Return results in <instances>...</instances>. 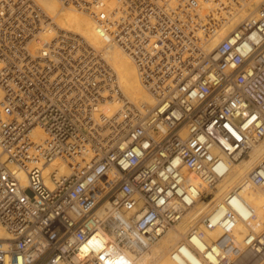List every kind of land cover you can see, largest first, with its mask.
<instances>
[{
    "label": "built area",
    "instance_id": "obj_1",
    "mask_svg": "<svg viewBox=\"0 0 264 264\" xmlns=\"http://www.w3.org/2000/svg\"><path fill=\"white\" fill-rule=\"evenodd\" d=\"M57 1L93 18L151 103L125 97L84 38H43L37 4L0 0V264H96L79 252L101 237L110 251L146 250L216 183L215 150L237 162L264 138V0L227 34L244 0ZM263 179L264 157L223 197L200 264L262 263L264 224L238 239L228 200ZM200 228L208 217L188 238Z\"/></svg>",
    "mask_w": 264,
    "mask_h": 264
},
{
    "label": "bare ground",
    "instance_id": "obj_2",
    "mask_svg": "<svg viewBox=\"0 0 264 264\" xmlns=\"http://www.w3.org/2000/svg\"><path fill=\"white\" fill-rule=\"evenodd\" d=\"M37 4L49 20L50 26L46 28L43 38L50 39L57 30L71 32L84 38L96 50L102 52L107 63L114 69L117 82L125 97L131 101L151 103V98L138 82L135 68L128 56L114 44L104 45L95 33V22L89 14L80 13L70 7H62L57 0H29ZM245 1V0H244ZM235 9L232 16L222 27V32L227 34L234 29L245 16L254 9L259 0H247ZM212 44H210L211 46ZM116 100L107 101L100 110L107 108L114 111L118 108ZM39 136L42 133L37 131ZM37 136V135H36ZM1 152V151H0ZM214 154L221 160L215 167L219 175L217 183L208 197H195L194 205L181 217L176 227L167 229L146 250L132 252L121 249L110 251L109 238H94L91 245L84 244L80 247L79 254L87 252L96 258V264H200V256L207 255L206 246H213L212 242L220 236L217 224L223 215L225 203L222 199L227 192L233 189L264 157V138L252 146L247 157L237 162H229L220 152ZM59 172L66 173L65 165H58ZM21 186H26L23 174L18 176ZM196 184H203L201 179ZM208 192V191H207ZM238 197L229 198V206L235 211L237 219L234 226L237 238H242L249 230L258 231L264 224V179L257 188L248 187ZM213 204L210 206V204ZM248 205L251 210H248ZM201 217H208L211 229H202L188 238L187 233L193 224ZM0 238L7 235L0 227ZM92 250V251H91ZM261 264H264V260Z\"/></svg>",
    "mask_w": 264,
    "mask_h": 264
},
{
    "label": "rangeland",
    "instance_id": "obj_3",
    "mask_svg": "<svg viewBox=\"0 0 264 264\" xmlns=\"http://www.w3.org/2000/svg\"><path fill=\"white\" fill-rule=\"evenodd\" d=\"M260 1H261V0H259L258 2H260ZM258 2H257V3H258ZM246 157H247V156H245L244 158H246ZM216 183H217V181H216ZM216 183H215V184H214V185L208 190V192H206V194L204 195V197H208V196H210L211 191H212V189H214ZM254 188H257V187H254ZM204 197H203V198H204ZM211 205H213V204L211 203L210 206H211ZM180 220H181V219H180ZM180 220H179V221H180ZM179 221H178V222H179ZM177 225H178V223H177L174 227H176Z\"/></svg>",
    "mask_w": 264,
    "mask_h": 264
}]
</instances>
